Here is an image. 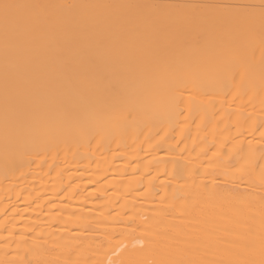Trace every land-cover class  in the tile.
<instances>
[{
	"label": "bare ground",
	"instance_id": "obj_1",
	"mask_svg": "<svg viewBox=\"0 0 264 264\" xmlns=\"http://www.w3.org/2000/svg\"><path fill=\"white\" fill-rule=\"evenodd\" d=\"M0 264H264V0H0Z\"/></svg>",
	"mask_w": 264,
	"mask_h": 264
},
{
	"label": "snow or ice",
	"instance_id": "obj_2",
	"mask_svg": "<svg viewBox=\"0 0 264 264\" xmlns=\"http://www.w3.org/2000/svg\"><path fill=\"white\" fill-rule=\"evenodd\" d=\"M2 7L5 9V11H7L9 8L14 7V5H11V4H8V3H4L2 5Z\"/></svg>",
	"mask_w": 264,
	"mask_h": 264
}]
</instances>
